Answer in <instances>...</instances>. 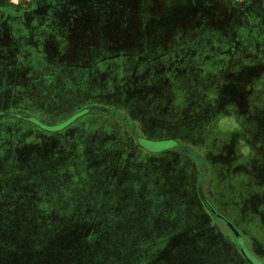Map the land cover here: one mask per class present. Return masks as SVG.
<instances>
[{
    "label": "rangeland",
    "instance_id": "rangeland-1",
    "mask_svg": "<svg viewBox=\"0 0 264 264\" xmlns=\"http://www.w3.org/2000/svg\"><path fill=\"white\" fill-rule=\"evenodd\" d=\"M4 113L0 264H264V0H0Z\"/></svg>",
    "mask_w": 264,
    "mask_h": 264
},
{
    "label": "trees",
    "instance_id": "trees-1",
    "mask_svg": "<svg viewBox=\"0 0 264 264\" xmlns=\"http://www.w3.org/2000/svg\"><path fill=\"white\" fill-rule=\"evenodd\" d=\"M91 109V108H88V110ZM86 111V109H83V110H80L79 112H76L75 114H73L70 118H68L67 120H64L60 123H55V124H44L42 122H40L39 120L37 119H32L34 122H37L39 124H41L44 128L48 129V130H59L61 128H64L65 126H67L74 118H76L77 116H80L81 114H83L84 112ZM211 114L212 112L210 111V117H211ZM0 115H7V114H0ZM181 148L187 150L188 147H185V146H181ZM246 250V249H245ZM246 254L247 256H249V258H251V260H253L256 264H260V262L255 259L254 257H252L251 255H249L247 253V250H246Z\"/></svg>",
    "mask_w": 264,
    "mask_h": 264
},
{
    "label": "water",
    "instance_id": "water-1",
    "mask_svg": "<svg viewBox=\"0 0 264 264\" xmlns=\"http://www.w3.org/2000/svg\"><path fill=\"white\" fill-rule=\"evenodd\" d=\"M234 228V227H233ZM236 234L238 235L239 233L235 230Z\"/></svg>",
    "mask_w": 264,
    "mask_h": 264
}]
</instances>
